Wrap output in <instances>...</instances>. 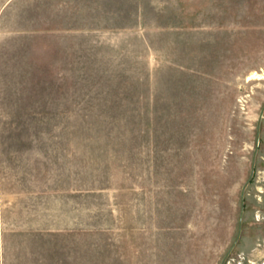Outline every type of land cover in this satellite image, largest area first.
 <instances>
[{"label":"rangeland","instance_id":"374dc122","mask_svg":"<svg viewBox=\"0 0 264 264\" xmlns=\"http://www.w3.org/2000/svg\"><path fill=\"white\" fill-rule=\"evenodd\" d=\"M0 264H264V0H0Z\"/></svg>","mask_w":264,"mask_h":264}]
</instances>
